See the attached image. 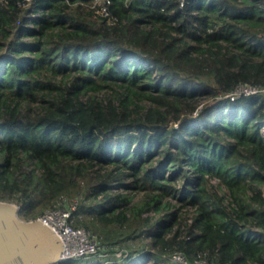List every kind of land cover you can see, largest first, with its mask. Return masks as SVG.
<instances>
[{
    "label": "trees",
    "instance_id": "trees-1",
    "mask_svg": "<svg viewBox=\"0 0 264 264\" xmlns=\"http://www.w3.org/2000/svg\"><path fill=\"white\" fill-rule=\"evenodd\" d=\"M93 2L0 0V200L78 199L100 248L58 264H264V92L226 96L264 84V0Z\"/></svg>",
    "mask_w": 264,
    "mask_h": 264
},
{
    "label": "built area",
    "instance_id": "built-area-1",
    "mask_svg": "<svg viewBox=\"0 0 264 264\" xmlns=\"http://www.w3.org/2000/svg\"><path fill=\"white\" fill-rule=\"evenodd\" d=\"M109 2L110 0H94L93 6L97 7L96 12L99 15L111 22ZM181 3L184 4L185 0H181ZM262 92H264V84L237 83L226 96L231 100H236L240 97L257 95ZM78 206L77 198L70 200L67 196H61L55 207L47 209L37 217L60 236L66 248L61 253V261L95 254L100 248L98 237L91 228L75 225L74 212ZM172 260L178 264H209L208 260L202 256L195 258L193 263L179 249L173 251Z\"/></svg>",
    "mask_w": 264,
    "mask_h": 264
},
{
    "label": "water",
    "instance_id": "water-1",
    "mask_svg": "<svg viewBox=\"0 0 264 264\" xmlns=\"http://www.w3.org/2000/svg\"><path fill=\"white\" fill-rule=\"evenodd\" d=\"M65 249L48 225L22 218L14 202L0 200V264H58Z\"/></svg>",
    "mask_w": 264,
    "mask_h": 264
},
{
    "label": "rangeland",
    "instance_id": "rangeland-1",
    "mask_svg": "<svg viewBox=\"0 0 264 264\" xmlns=\"http://www.w3.org/2000/svg\"><path fill=\"white\" fill-rule=\"evenodd\" d=\"M94 17V16H93ZM95 18V17H94ZM263 130H264V126H263ZM216 181V179H213V182H215ZM17 205V204H16ZM18 206V205H17ZM104 255H108L109 253L108 252H105V253H103ZM120 254H121V251H118V252H115L114 253V255H117V256H120Z\"/></svg>",
    "mask_w": 264,
    "mask_h": 264
}]
</instances>
